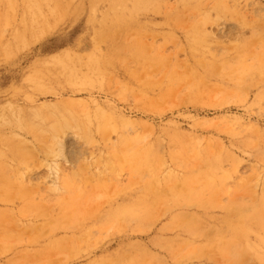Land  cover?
<instances>
[{
    "label": "rangeland",
    "instance_id": "obj_1",
    "mask_svg": "<svg viewBox=\"0 0 264 264\" xmlns=\"http://www.w3.org/2000/svg\"><path fill=\"white\" fill-rule=\"evenodd\" d=\"M108 4L0 0V264H264V0Z\"/></svg>",
    "mask_w": 264,
    "mask_h": 264
},
{
    "label": "bare ground",
    "instance_id": "obj_2",
    "mask_svg": "<svg viewBox=\"0 0 264 264\" xmlns=\"http://www.w3.org/2000/svg\"><path fill=\"white\" fill-rule=\"evenodd\" d=\"M113 1L114 0H90V2L92 3V5L94 7V12H95L91 18L93 27H94V24L97 23L96 20L98 18L103 17L104 9L108 8V6H109L108 3H111ZM182 1L186 4V3H195L197 0H182ZM99 11H102V13H101L102 15H98ZM52 14L55 17V20H52L53 17H50L48 15V13H46V14L43 13V21L42 22H38L36 24H33V21L31 22L29 29H30V31H34L32 34V37L35 38V42L47 38L49 35L53 34L55 32V30H57L59 25L56 23L57 22L56 20H58L60 18L56 19L57 18L56 10H53ZM70 51H71L70 49H69V51L65 50V49L62 50V52H65L63 54L64 56L72 57V53H71L72 51L71 52ZM57 56H59V57H57ZM50 58H54L53 60H58V59L62 58V56L60 55L59 52H57V53L51 54ZM78 59H79V61H81L80 57ZM77 69H73V71L78 73ZM55 106H56L55 104L47 103V104H44V106H42L40 108L37 107L35 110H37L38 112L51 111L49 109H52ZM14 112H16V110L11 105H7V104L1 105L0 104V116H2V115L7 116L9 113H14ZM17 112L21 113V112H23V110H17ZM20 118L21 117L18 118V116H17V121H18L17 123L19 126H23V127L24 126H30V125L24 124L20 120ZM71 118H73V117L62 114L60 116L61 121H59V124L55 128H53V131H51V133L53 134V132H54V134H58L59 131L62 130L64 127L70 126L71 125ZM103 120H106V119L101 118V120H99V124H98L99 130H102L104 128L103 127L104 126ZM69 147H70L71 153L75 152L76 147L74 146L72 140L71 141L69 140ZM128 212L129 211L127 209L115 212L112 214V218H119L121 215L126 216L128 214Z\"/></svg>",
    "mask_w": 264,
    "mask_h": 264
}]
</instances>
